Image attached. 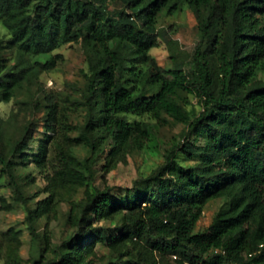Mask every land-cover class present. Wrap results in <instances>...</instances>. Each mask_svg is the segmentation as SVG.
Instances as JSON below:
<instances>
[{
  "label": "trees",
  "instance_id": "16d2710c",
  "mask_svg": "<svg viewBox=\"0 0 264 264\" xmlns=\"http://www.w3.org/2000/svg\"><path fill=\"white\" fill-rule=\"evenodd\" d=\"M179 2L193 12L200 39L188 63L164 69L149 54L158 45L154 25L162 9L170 14ZM0 29L9 37L0 36V50H14L23 66L0 77V102H8L31 73L51 70L50 54L60 44L79 42L87 57L77 103L86 113L75 142L90 148L91 156L75 161L66 155L72 164L54 172L55 180H93L105 140L111 148L103 167L141 150L148 130L126 115L185 124L193 136L146 180L149 189L89 196L82 227L115 216L123 221L95 238L118 253L107 264H264V80L258 78L264 73V0H0ZM180 92L201 101L202 111L191 121ZM47 110L54 122L53 107ZM45 154L42 142L34 164L42 165ZM180 157L197 165L184 168ZM14 164L0 151L1 173L12 178ZM216 199L224 203L210 225L193 233L204 206ZM0 207L6 208L1 198ZM49 207L45 201L28 209L31 232ZM89 230L83 236L94 235ZM4 236L5 264H19V233L11 228ZM128 244L136 253L124 258ZM65 245L57 256L32 264H81L88 249L74 252L73 243ZM242 253L247 261L240 260Z\"/></svg>",
  "mask_w": 264,
  "mask_h": 264
},
{
  "label": "rangeland",
  "instance_id": "374dc122",
  "mask_svg": "<svg viewBox=\"0 0 264 264\" xmlns=\"http://www.w3.org/2000/svg\"><path fill=\"white\" fill-rule=\"evenodd\" d=\"M112 7L109 4V8ZM154 29L158 35V45L149 54L158 66L171 69L174 65L183 66L191 60L200 38L195 16L186 3L179 2L170 14L167 8L162 9ZM0 36L3 40L9 38L2 29ZM206 49L203 45L201 51L205 52ZM50 57L54 61L51 70L31 73L23 87L8 102H0V151L7 161L15 163L12 178L1 173L0 165V198L6 204V208L0 207V264L7 261L2 245L5 233L11 228L19 233L21 241L15 257L19 264H32L34 260L46 261L55 257L63 251L67 242L74 244V252L88 249L81 255V264H107L118 253L95 238L104 230H108L109 234L123 221L120 216H115L93 220L90 227H82L78 221L89 196L95 190L119 195L124 190L134 192L149 189L146 180L156 175L185 141H192L193 136L189 135V128L185 124L162 125L148 115H126L124 118L127 121L141 122L148 130V141L141 150L125 152L115 159L114 164L103 167L111 148L105 140L97 149L100 154L94 167L93 180L84 184L55 180L54 172L64 170L66 162L72 164L67 161L66 155L70 154L75 161H83L91 156L90 148L75 142L86 113L77 103L82 98L88 66L79 42L60 44ZM17 61L14 50H0V77L7 71L23 67ZM258 78L264 80V73H259ZM178 97L190 121L202 111L201 101L193 94L180 92ZM48 106L53 107L54 122L47 114ZM50 126L53 128L48 129ZM48 135H51L49 139ZM42 142L46 146V154L43 164L37 166L32 155L39 152ZM23 145V150H20ZM178 161L184 168L197 165L195 161L182 160V157ZM45 201L50 205L49 211L35 219L33 233L26 222L28 209H34ZM223 203V199L209 201L193 233L204 232ZM84 213L87 215L88 212ZM89 229L93 230L94 235L83 236ZM123 253L124 258H128L135 256L136 250L128 244ZM240 260L247 261L245 253L241 254ZM166 264L174 263L169 261Z\"/></svg>",
  "mask_w": 264,
  "mask_h": 264
}]
</instances>
